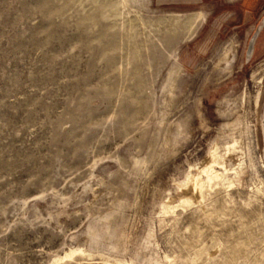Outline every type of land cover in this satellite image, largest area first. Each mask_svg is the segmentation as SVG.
Instances as JSON below:
<instances>
[{"label": "rangeland", "instance_id": "obj_1", "mask_svg": "<svg viewBox=\"0 0 264 264\" xmlns=\"http://www.w3.org/2000/svg\"><path fill=\"white\" fill-rule=\"evenodd\" d=\"M0 264H264V0H0Z\"/></svg>", "mask_w": 264, "mask_h": 264}, {"label": "bare ground", "instance_id": "obj_2", "mask_svg": "<svg viewBox=\"0 0 264 264\" xmlns=\"http://www.w3.org/2000/svg\"><path fill=\"white\" fill-rule=\"evenodd\" d=\"M216 158V157H215ZM214 158L213 161H211L212 163H217V160ZM225 169V168H224ZM203 173L206 174L207 177V181L211 182V181H222L223 184L228 183V186L231 184L230 182L226 181L225 177L223 176L222 172H219L218 170L214 169L212 164H209L207 166H205L202 170ZM190 182H191V190L192 192L196 195L198 193L201 192V188H202V182L201 179L199 177H190ZM207 182V183H208ZM209 184V183H208ZM186 187V186H185ZM190 188V187H189ZM190 190V189H189ZM193 194V195H194ZM196 195V196H198Z\"/></svg>", "mask_w": 264, "mask_h": 264}, {"label": "water", "instance_id": "obj_3", "mask_svg": "<svg viewBox=\"0 0 264 264\" xmlns=\"http://www.w3.org/2000/svg\"><path fill=\"white\" fill-rule=\"evenodd\" d=\"M253 37H254V35L250 38V40L248 42L247 49H246V55L250 54Z\"/></svg>", "mask_w": 264, "mask_h": 264}]
</instances>
